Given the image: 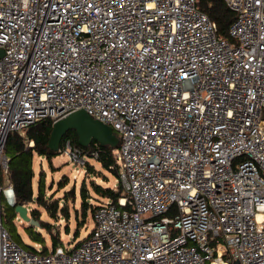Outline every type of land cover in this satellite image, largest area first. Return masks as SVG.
Masks as SVG:
<instances>
[{
    "label": "built area",
    "instance_id": "built-area-1",
    "mask_svg": "<svg viewBox=\"0 0 264 264\" xmlns=\"http://www.w3.org/2000/svg\"><path fill=\"white\" fill-rule=\"evenodd\" d=\"M223 1L228 38L198 0H0V175L9 133L82 109L117 132L123 190L42 252L0 181V264H264V0Z\"/></svg>",
    "mask_w": 264,
    "mask_h": 264
},
{
    "label": "rangeland",
    "instance_id": "rangeland-1",
    "mask_svg": "<svg viewBox=\"0 0 264 264\" xmlns=\"http://www.w3.org/2000/svg\"><path fill=\"white\" fill-rule=\"evenodd\" d=\"M22 134H25V132ZM68 153L60 151L51 160L45 156L33 155V200L25 205L29 214L33 209L38 211L40 220L50 224L51 233L47 232L45 228H41L40 224L37 226L23 221L15 212L16 217L13 221L8 219V223L5 224L4 222V224L8 226L12 234H19L20 244L25 248L40 243L41 246L45 244L48 249L51 247L50 235L56 234H59L60 244L65 248H70L74 243L85 238L93 226L91 208L88 207L85 212L81 208L83 202L81 191L83 187L89 193L86 202L91 203V205H94L98 200L96 198L99 197L94 192L91 181L103 186L118 188L114 184L115 176L104 168L99 160L87 156L86 153L83 156L84 161L74 160ZM87 164L92 168L91 170L87 169ZM6 183L7 180H4L2 184L5 185ZM38 186L41 187V193L43 194L41 201L56 203L58 208L65 207L67 212L59 210L57 217L51 216L47 212L46 206L35 200L38 194ZM10 207L12 205L3 199L2 211H8ZM31 218L33 217L31 216ZM29 229L38 231L39 234H35L34 237L30 234Z\"/></svg>",
    "mask_w": 264,
    "mask_h": 264
},
{
    "label": "trees",
    "instance_id": "trees-1",
    "mask_svg": "<svg viewBox=\"0 0 264 264\" xmlns=\"http://www.w3.org/2000/svg\"><path fill=\"white\" fill-rule=\"evenodd\" d=\"M198 7L207 14V16L216 24L217 33L223 37H229L228 27L233 19V12L230 10L223 0H198ZM52 120L50 119H42L36 121L31 124L25 134H20L18 132H11L8 134L4 151L8 157V167L7 172L0 175L1 183H4V180H7L12 186L14 193L15 205L17 204H27L29 201L33 200V189H32V179L34 175V170L32 167L33 164V155L37 154L40 156H45L50 159L56 156V152L50 149L47 146L49 133L51 130ZM113 129V128H112ZM115 134L118 136L117 132L113 129ZM69 139L71 144L75 147H79L83 149L84 152H91L93 150L97 151L96 159L99 160L104 168L110 171L112 175L115 177L118 174V168L115 164V160L113 157V150L117 148L111 147L108 144H101L98 141L92 139V141L84 146L78 142V137L75 130L70 129L61 138L59 144V152L63 149L65 141ZM32 140V144H29V141ZM87 169L91 170L92 168L87 164ZM91 186L94 192L101 198L97 197L94 205L86 202V198L89 197V193L85 187H83L81 194L83 198V202L81 203L82 211L85 212L87 208H91V216L93 209L97 202H101L102 199H111L116 201L119 196L122 195L123 190L120 186L117 189L103 186L99 183H94L91 181ZM43 194L41 193V187L38 186V194L35 197V200L42 205H45L47 208V212L53 216L57 217L58 211H66L65 207L58 208L56 203H44L42 199ZM31 216L34 220L39 221V226L41 228H45L47 232L50 231V224L40 220L38 217V211L33 209L30 211ZM1 217L3 226L8 230L11 237L18 242L21 243V239L19 234H12L11 230L5 224L8 221H13L16 217V213L14 211V207H10L8 211L1 210ZM9 219V220H8ZM5 222V224H4ZM33 229V228H32ZM29 229V232L32 236L35 237V234L38 235L39 232ZM91 230V229H90ZM90 233V232H89ZM88 233V234H89ZM87 234V236H88ZM51 238V247H55L60 244L59 234L50 235ZM84 239V238H83ZM21 245V244H20ZM23 246V245H22ZM25 247V246H24ZM29 249H34L33 246H28ZM45 244L42 245V252H47Z\"/></svg>",
    "mask_w": 264,
    "mask_h": 264
},
{
    "label": "water",
    "instance_id": "water-1",
    "mask_svg": "<svg viewBox=\"0 0 264 264\" xmlns=\"http://www.w3.org/2000/svg\"><path fill=\"white\" fill-rule=\"evenodd\" d=\"M70 129L75 130L78 142L84 146L88 145L92 139L101 144H108L111 147H116L119 141L111 126L91 117L86 111L79 109L52 122L47 146L56 153H59L61 138ZM10 205L14 207V211L23 221H27L32 225H39L37 220L31 218L26 205H15V201L10 203Z\"/></svg>",
    "mask_w": 264,
    "mask_h": 264
}]
</instances>
